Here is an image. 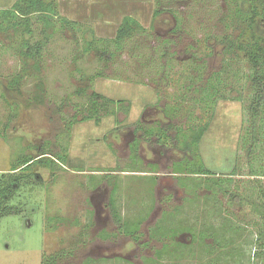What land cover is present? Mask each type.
<instances>
[{
  "label": "rangeland",
  "instance_id": "374dc122",
  "mask_svg": "<svg viewBox=\"0 0 264 264\" xmlns=\"http://www.w3.org/2000/svg\"><path fill=\"white\" fill-rule=\"evenodd\" d=\"M59 1L60 16L78 25L53 18L45 38L34 16L30 37L0 32V178L21 153L38 157L42 148L56 160L60 146L69 149L64 170L56 166L52 175L34 166L25 174L27 182L10 201L19 214L0 220V264H43V256L54 264H264L255 255L263 221L252 207L260 205L264 170L251 173L247 152L254 126L257 143L264 144V104L253 120L247 108L255 88L246 55L252 35L264 38V0H89L90 6L72 0V12ZM89 8L92 18L80 17ZM154 9L160 14L152 18ZM254 9L259 16L251 23ZM124 10L146 30L109 63L99 60L103 43L83 53L87 29L112 37L117 12ZM24 40L43 42L37 59L20 58ZM97 71L105 77L92 83ZM80 89L128 101L130 116L103 119L105 129L83 122L66 133V123L83 114L75 108L85 103L76 94ZM115 120L125 123L116 140ZM135 124L153 134L149 143L134 132ZM206 124L197 152L221 180L213 188L171 173L183 145L178 132L202 131ZM159 127L173 137L169 149L159 147ZM133 140L140 142L135 154ZM134 155L140 165L131 162ZM109 160L115 166L108 169ZM228 178L244 202L228 205Z\"/></svg>",
  "mask_w": 264,
  "mask_h": 264
},
{
  "label": "trees",
  "instance_id": "16d2710c",
  "mask_svg": "<svg viewBox=\"0 0 264 264\" xmlns=\"http://www.w3.org/2000/svg\"><path fill=\"white\" fill-rule=\"evenodd\" d=\"M59 1V0H58ZM59 3L57 0H14L8 8L0 9V32H7L8 30H13L15 32L22 31V35L30 37L33 35V30L31 29L32 17L36 16V21L42 27L41 34L45 38L48 37V34H45V30L51 29L54 26L53 18H60L62 25L66 27H71L73 25H78L77 23L70 21L64 17L60 16L59 13ZM160 13L158 10L154 9L152 12V18L158 16ZM259 14L257 9H254V17L251 19V23L258 17ZM261 24L264 27V19H261ZM146 29L133 17L123 16L116 26L114 34L112 37H96L92 29H87V33L90 35V40H85V47L83 53H88L92 50H96L94 45L98 42L105 44V47L101 49V55L99 60H105L106 63H109L114 55L120 53L123 50V44L133 38L134 36L144 32ZM42 43L37 42L34 45H31L28 40H24L19 49V56L23 60H35L42 50ZM109 44H111L114 49L109 51ZM94 48V49H93ZM242 48V47H240ZM247 59L252 69L251 84L255 88V92L251 97V102L247 108L248 113L250 114L253 120L260 118V111L263 108L264 104V38L252 35L250 48L246 51ZM105 77L101 71L90 77L89 81L93 83L96 78ZM91 85V84H90ZM38 88H41L40 85H36ZM76 94L79 97L84 99L85 103L75 106L76 109L82 114L80 122L85 121H94L96 124L101 121L102 118L112 116L116 111H123L125 115H128L130 104L125 100H114L108 98L100 93L95 92L93 89L91 93L86 96L85 91L80 89ZM72 122L75 121V117L72 118ZM257 126H254L252 129V144L247 150L249 156V169L251 173H263V152L264 144L260 147V143H257L256 136L254 135V130ZM208 124H206L202 131L199 129H191L189 132L180 131L178 132L179 137L177 138V144H183L181 146V151L188 153V156L191 157V160L188 162L186 159L181 161V163H188L189 167L184 168L186 172L184 174H203L206 176L212 175L208 170L204 169L201 164L200 157L198 156V144L201 139V134L207 132ZM178 146V145H177ZM67 147H63L64 154H57V160L63 164L67 162V154L65 153ZM41 157L37 160L35 158L29 157L28 155L24 156L19 154L15 161L10 166V172L1 175V182L4 185H0V220L3 217L19 214V209L12 207L10 201L14 198L20 187L23 183H26L27 176L24 172L30 170L34 166H44L49 168L51 171L56 169V163L53 159L46 157L49 155L48 152H44L41 148L39 154ZM259 158V160L257 159ZM258 160V165L255 166V161ZM180 163H174L173 173H182V170L178 165ZM20 167H23L19 173H11L18 170ZM178 167V168H177ZM177 168V169H175ZM261 170V171H260ZM258 172V173H257ZM226 181L225 196L228 199V205L240 204L245 199H242V194H239V187L234 181ZM258 180V179H257ZM207 185L211 188L216 187L221 182L220 179L208 178L205 180ZM255 184H259V181H254ZM259 190V200L260 205L253 203V209L263 221V230L260 233V239H256L255 244L258 249L255 253L256 257H262L264 260V189L260 186ZM213 191V190H212ZM216 191V190H214ZM213 191V192H214ZM115 221L119 222V217L117 216L115 210ZM48 258V257H47ZM43 256V264H54L55 260L52 257L47 259Z\"/></svg>",
  "mask_w": 264,
  "mask_h": 264
},
{
  "label": "flooded vegetation",
  "instance_id": "af4514ba",
  "mask_svg": "<svg viewBox=\"0 0 264 264\" xmlns=\"http://www.w3.org/2000/svg\"><path fill=\"white\" fill-rule=\"evenodd\" d=\"M151 26V25H150ZM144 28V27H143ZM152 92V91H151ZM155 93V92H154ZM103 95V94H102ZM155 95H156V93H155ZM154 95V96H155ZM153 96V97H154ZM109 98V97H108ZM112 99V98H111ZM115 100V99H114ZM150 103V102H149ZM149 103H147V104H149ZM156 103H157V101H156ZM130 104V103H129ZM146 105V104H145ZM145 105L142 107V109H140L139 111H141V110H143V108L145 109ZM130 110H131V105H130V109H129V113H128V115H125L124 114V112L123 111H116L115 113H114V115H112V116H108V117H104V118H102L101 119V121L99 122V123H95L94 121H85V122H89V123H92V124H89L88 123V125H91L92 126V130L95 128V127H99V128H101V127H104V129H105V126H106V123H103L102 122V120L103 119H105V118H115L118 114H123L125 117H129L130 116ZM72 120V119H71ZM69 121V122H67L66 123V125H65V129H66V133H71V130H72V128H74V132L77 130H79L78 128H79V126L80 125H82V123L83 122H80V119H77L76 117H75V121L74 122H72V121ZM102 122V123H101ZM115 122V128H114V131H112L111 133H112V136H113V139H117V137H118V132L119 133H121V130H122V128L124 127V124L125 123H123V122H121V121H119V120H115L114 121ZM137 124V123H136ZM135 124V130H134V132H140V135L142 136V139H143V142H147V143H149L150 142V138H151V136H153V134H151L150 132H148L146 129H144V127L143 126H140V125H136ZM109 128L107 127L106 128V131L108 130ZM158 129H160V131L158 132V135L156 136L158 139H160V144H159V147L161 148L162 146H164V148L165 149H169V146H167V145H170L171 146V143H170V138H173V137H169L168 135H167V130H169L168 129V127H167V129H162V127H159ZM116 130H118V131H116ZM76 131V132H77ZM105 131V132H106ZM116 131V132H115ZM108 132L109 131H107L104 135H103V140H104V146H106V144H107V142H108V137L109 136H107L108 135ZM74 135H75V133H74ZM201 141V140H200ZM199 141V142H200ZM139 141L138 140H133L132 141V143H131V145H130V150H131V153H133V154H135V152L139 149V147H140V145H139ZM201 143V142H200ZM108 146V151H109V154L111 155L112 154V151H113V149L111 148V145H107ZM63 147L64 146H60L59 147V149H60V153L61 154H64L63 153ZM67 147V146H66ZM171 150H174V148H172ZM177 150H178V146H177ZM40 151H41V148H40ZM181 151V150H180ZM66 154H67V162L65 163V164H63V163H61V162H59L57 159L55 160V159H53V158H51V157H49L48 155H45L46 157H49V158H51V159H53V161L56 163V166H57V168L58 169H60V170H64L65 169V165H67V163H68V161H69V149H67L66 150V152H65ZM177 153H178V156L180 157L179 159H177V160H175V161H173L172 162V164H171V173H172V175L173 176H175V177H185V178H193L192 180H195V183H196V181L198 180V179H200V180H206V179H210V178H214L216 175H214L215 173L213 172V171H215V170H211L209 167L207 168L206 167V165L204 164L205 163V160H203V158H201V164H202V166L204 167V169H206V170H208L212 175H209V176H206V175H201V174H184L183 172H186L185 171V169H183V171H182V173H173L174 171H173V165H174V163H181V161L183 162V160H187L188 162L191 160V157H189L188 156V153H186V152H183V151H181L180 152V154H179V152L177 151ZM22 154V153H21ZM108 154V155H109ZM113 155V154H112ZM132 155V154H131ZM19 156V155H18ZM29 157H32V156H30V155H28ZM41 156L40 155H38V157H33V158H35L34 160H37L38 158H40ZM108 157H110V156H108ZM103 158H105V155H104V157ZM110 159V158H109ZM115 160H109V161H107L108 163L106 164L105 163V168H108L109 169V167H112V166H115V162H114ZM131 162L134 164V165H140V160H137V158H136V155H134V156H132L131 157ZM23 167H20L18 170H16V171H14V172H11V173H19L20 171H21V169H22ZM181 168V167H180ZM151 170L152 171H150V172H148L149 174H152V173H154L153 172V170L154 169H152L151 168ZM29 171V170H28ZM28 171H26V172H24L25 174H27L28 173ZM51 171V170H50ZM90 171H92V170H90ZM8 172H10V170H8ZM7 172V173H8ZM94 172V171H93ZM115 172H117V170L116 171H114V172H111V173H115ZM121 172H124V171H121ZM136 172H139V171H136ZM51 174L53 175V171H51ZM200 180H198V181H200ZM22 187V186H21ZM13 200V199H12ZM114 210V209H113ZM111 213V212H110ZM114 215V218H115V214H113ZM111 216H112V214H111ZM113 218V221L115 222V219ZM63 222V221H62ZM115 223H117V222H115ZM118 223H120V222H118Z\"/></svg>",
  "mask_w": 264,
  "mask_h": 264
},
{
  "label": "crops",
  "instance_id": "0c3cea01",
  "mask_svg": "<svg viewBox=\"0 0 264 264\" xmlns=\"http://www.w3.org/2000/svg\"><path fill=\"white\" fill-rule=\"evenodd\" d=\"M14 0H0V9H4V8H8L11 4H12V2H13ZM61 1H63V2H66V5H67V7L69 8V11L70 12H72L71 11V9H74V8H76V6H75V4H73L74 2H72V0H61ZM80 1H82V2H80V3H86L88 6H90L89 5V0H80ZM67 2H69V3H67ZM61 2L59 1V6L61 7ZM138 5H139V3H138ZM64 6H65V3H64ZM141 9H144L145 10V7H141ZM139 10V9H138ZM76 12H77V10H75ZM78 11H81V12H83V10L82 9H80V10H78ZM139 11H141V10H139ZM74 12V11H73ZM117 13H119L118 15H120L121 16V18L123 17V16H125V15H127V16H131V17H133V18H135V16H132L133 14H129V12H126V10H124V11H120V12H117ZM79 14H80V12H79ZM79 14H78V12H77V16H79ZM98 16H100V15H98ZM98 16H96V17H98ZM119 16V17H120ZM80 17H85V19L86 18H92V13H91V11H90V8L87 10V12L86 13H82L81 14V16ZM93 18H95V17H93ZM121 18H120V20H121ZM136 19V18H135ZM68 20H70V21H73V20H71V19H68ZM120 20H119V22H120ZM137 20V19H136ZM138 21V20H137ZM73 22H75V20L73 21ZM119 22H118V24H119ZM139 22V21H138ZM140 23V22H139ZM118 24H116V26L118 25ZM141 24V23H140ZM81 145V144H80Z\"/></svg>",
  "mask_w": 264,
  "mask_h": 264
}]
</instances>
